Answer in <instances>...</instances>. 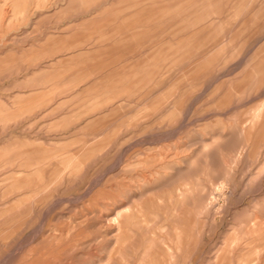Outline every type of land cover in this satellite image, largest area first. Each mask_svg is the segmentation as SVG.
<instances>
[{
    "label": "rangeland",
    "instance_id": "1",
    "mask_svg": "<svg viewBox=\"0 0 264 264\" xmlns=\"http://www.w3.org/2000/svg\"><path fill=\"white\" fill-rule=\"evenodd\" d=\"M45 248L264 264V0H0V264Z\"/></svg>",
    "mask_w": 264,
    "mask_h": 264
},
{
    "label": "bare ground",
    "instance_id": "2",
    "mask_svg": "<svg viewBox=\"0 0 264 264\" xmlns=\"http://www.w3.org/2000/svg\"><path fill=\"white\" fill-rule=\"evenodd\" d=\"M116 217L118 218L119 215L117 214ZM45 250L46 251H44V252H41L40 250L31 251L30 252L31 255H30L29 259L22 261L21 264H56L55 258L52 257V250L51 249H46V248H45ZM33 253H35V254L32 255ZM66 261H67V259H66Z\"/></svg>",
    "mask_w": 264,
    "mask_h": 264
},
{
    "label": "crops",
    "instance_id": "3",
    "mask_svg": "<svg viewBox=\"0 0 264 264\" xmlns=\"http://www.w3.org/2000/svg\"><path fill=\"white\" fill-rule=\"evenodd\" d=\"M83 53H84V52H83ZM81 55H82V56H89V57H90V53L80 54V56H81ZM250 68H251V67H250ZM256 69H257V68H254V67H252L251 69H247V72H245V74H243L242 77H243V78H248V77H249V78H252V76H253L252 71H255ZM250 70H251V71H250ZM260 70H261V69H258V70H257V74L260 72ZM248 72H249V73H248ZM258 75H259V74H258ZM258 75H257V77H258ZM250 86H251V89L254 88V86H255V85H254V82H253L252 80H251V84H250Z\"/></svg>",
    "mask_w": 264,
    "mask_h": 264
}]
</instances>
